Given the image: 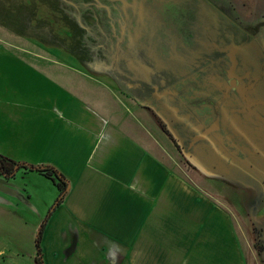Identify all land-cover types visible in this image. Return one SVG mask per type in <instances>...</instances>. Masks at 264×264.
Returning <instances> with one entry per match:
<instances>
[{
  "label": "crops",
  "instance_id": "crops-1",
  "mask_svg": "<svg viewBox=\"0 0 264 264\" xmlns=\"http://www.w3.org/2000/svg\"><path fill=\"white\" fill-rule=\"evenodd\" d=\"M235 3L242 9L252 2ZM13 61L23 75H8V89H0V154L54 167L69 186L52 211L59 191L50 180L53 191L41 207L46 214L36 216L40 224L52 211L40 244L45 264H248L240 238H254L252 224H264L262 216H250L226 196L230 209L222 207L185 173L170 169L159 153L168 154L157 128L130 113L109 82L79 70L72 60L37 61L80 76L87 85L78 90ZM26 176L17 184L25 205L0 202L1 215L11 217L14 229L18 221L30 227L25 210L33 213L41 205L32 201ZM249 190L247 202L260 194ZM18 240L0 238V264H23L18 258L25 256L24 264L35 262L36 254L18 247Z\"/></svg>",
  "mask_w": 264,
  "mask_h": 264
},
{
  "label": "rangeland",
  "instance_id": "rangeland-1",
  "mask_svg": "<svg viewBox=\"0 0 264 264\" xmlns=\"http://www.w3.org/2000/svg\"><path fill=\"white\" fill-rule=\"evenodd\" d=\"M144 1H146L144 10L149 11L151 3L156 0ZM159 1L161 2L152 5L155 8L157 6V9L162 13V23L169 24L168 26L165 25L164 29L169 26H175V32L172 36L151 34V29L145 28V26L149 25L147 23H150L149 19H151V16H146L144 26L140 25V20L136 17L140 11L138 5L140 2L137 5L133 2L129 3V19L125 20L119 18V11L125 7L120 0H0V89H2V86L8 89L9 85L7 87L6 83L8 75L15 73L17 78L23 75V73H20L22 67L16 66L13 61L19 60L24 65L30 64V67L32 65V70L36 69L38 71L40 69L44 74L76 86L78 90H81V87L84 84L87 85V83L80 76L76 77L72 72L64 71L56 66L53 67V65L49 66L45 62L37 63L40 59L50 61L72 60V63L79 70L109 82L111 90L125 103L130 113L138 115L144 123L157 128L155 132H157L159 139L163 140L167 145L164 146H166L168 154L161 149L159 153L170 169L176 173H185L186 178L192 180L199 187L205 188L222 207L230 209V203L223 196H226L232 203L239 206V200L244 203L245 201L247 202L246 198H244L245 196L250 198L243 193L250 192V188H257L264 192V184H262L264 181V157L262 161L261 155L255 156V160L253 159L252 161L249 158V162L246 164L247 168L234 165L227 158L229 162L226 160L215 161L210 156H215V153L220 149L218 144L211 143L207 144L209 148H205L207 153L205 155L208 157H204V153H198L200 148L198 146L194 151H191L190 155L193 156L192 158L186 152L185 143H189L190 140L197 136L190 128L199 121L195 118L186 123V125L182 124V126L177 127L175 126L176 120L171 112H166V118L161 116L162 120L167 124L166 128L169 133H173L172 136L177 138L179 145L177 143L174 144L170 137L163 133L161 124L158 123L157 125V120L155 121L152 117L149 101L135 93L136 78H142V87L148 91L153 87H157L160 92L166 89L182 92V88L185 87L186 89V81L193 82L203 68V66L196 65L197 61H195L202 55V52L186 50V35L183 33L185 28H182L183 25L186 27L183 24V17H186L187 12L186 0H171V2L166 0L165 2L167 4L170 3L169 5L162 2V0ZM210 1L214 2L217 0ZM228 1L226 0L228 5H225L227 6L225 11L229 7L232 9L235 7L238 16L246 24L254 21L255 18L257 19L260 13H264V0H250L252 2L250 4L251 7L249 8L247 4L248 7L246 6V8L243 7L242 9L239 5L240 2L235 3V0H230V3ZM104 11H111L117 16L114 20L110 18V22L116 25L115 29L107 25L106 22L108 20L106 21L107 18L104 17ZM173 16L179 17L175 18ZM168 18L172 19V22L169 23L167 21ZM125 22L128 23V31L131 30V33L120 35V27ZM139 25L141 28H137L138 31L135 33V28ZM205 37L207 38L208 36ZM206 52L207 56H213V52ZM167 73L168 77L166 76ZM25 74L31 75L32 73L26 72ZM124 75L126 76V82L122 79ZM214 81V79H205L196 85L192 84L195 89L193 90L198 92L196 94L200 97L206 96L207 93L215 90L217 85H215ZM162 120L159 119L160 122H163ZM202 144H206L205 141ZM16 148L22 149L20 146ZM22 150H20V156L22 155ZM6 156L13 157L11 154ZM251 169L255 177L252 176ZM222 173L225 176H221ZM17 174H20V180L18 181H14V179L6 180L0 177L1 202L7 203L12 200L20 203V205H25L23 200L12 196L10 192L17 191L18 194L23 195V187L21 186L24 178L21 176L27 174V178H25L28 184H26L29 187L32 186V190H29L33 195L32 201L37 204L41 200V205L38 203V206L35 207L37 211L33 213L25 210L26 214L27 212L29 214L30 227L23 226V222L18 221L14 223V229L12 228L11 217L0 213V238L1 240L18 238V243L20 244L17 246L24 247L29 250V253H32V255L34 253L35 255L37 251L36 238L40 227L44 223L42 221L40 224H36V216L46 214L41 207L44 201L48 199L46 197H49L53 191L52 184L49 179L36 172H27L22 169L18 170ZM256 174L262 178H258ZM216 190H218V193L223 191V194L227 195H221L220 193L219 195ZM242 198L245 201H241ZM241 214L244 216L243 212ZM53 226L55 234L58 235L59 231L56 225L53 224ZM27 229H29V235L26 231ZM21 230H25V233L20 238V234L17 233ZM240 239L248 264H263L264 252L257 255V248L253 243V238ZM258 242L264 245V230L260 232ZM18 259L20 261L25 260L23 264L24 262L27 263L26 256L24 259L22 257ZM11 261H7L4 264H12ZM28 264L36 263L32 261Z\"/></svg>",
  "mask_w": 264,
  "mask_h": 264
},
{
  "label": "flooded vegetation",
  "instance_id": "flooded-vegetation-1",
  "mask_svg": "<svg viewBox=\"0 0 264 264\" xmlns=\"http://www.w3.org/2000/svg\"><path fill=\"white\" fill-rule=\"evenodd\" d=\"M120 2L124 3L125 7L119 11V18L129 19V3L133 2L137 5L140 2L138 4L140 11L136 16L140 20V25L144 26V19L151 16L150 23H147L149 25L145 26L151 29V34L172 36L175 32V26L163 28L169 24L162 23V13L157 6L155 8L152 5L161 1L156 0L151 3V12L150 9L144 10L146 4L144 0H120ZM225 5H228L225 0L214 2L186 0L187 12L186 17H183V24L186 27L182 26L183 29L185 28L183 33L186 35V50L202 52L195 61H197L196 65L203 66L193 82L186 81V89L182 88V92L174 89L160 92L159 88L153 87L148 91L142 87V78H136L135 93L149 101L152 117L158 121H156L157 125L161 124L163 133L168 135L174 144L179 145L177 138L172 136V132L169 133L167 124L162 120V117L166 118V112L173 114L177 127L186 125L195 118L199 121L190 128L197 136L190 140L191 143H185L187 154L190 155L191 151L199 146L198 153H204V157H208L205 155L207 154L205 148H209L207 144L216 143L220 150L215 156L211 155V159L226 160L247 168L249 158L252 161L255 156L261 155V159L264 157V14L246 24L240 19L234 7L233 9L229 7L225 11L227 7ZM103 14L107 18L106 21L108 20L107 25L115 29L116 25L110 22V18L114 20L117 16L111 11H104ZM167 21L170 23L172 19L168 18ZM140 25L135 28V33ZM128 27V23L125 22L120 27V35L131 33ZM206 51L213 52V56H207ZM166 76L168 77V73ZM122 77L123 80L126 79L125 75ZM205 79H214L217 86L206 96L200 97L196 94L198 92L194 91L192 84L196 85ZM204 141L206 144H202ZM255 194V198L248 202L243 198L241 201L244 200V203L239 200L240 206L247 209L250 216L252 214L262 216L264 220V192L260 190L261 195L256 192ZM252 225L253 243L257 248V255H260L264 252V245L258 242V238L260 232L264 230V224L253 222Z\"/></svg>",
  "mask_w": 264,
  "mask_h": 264
},
{
  "label": "trees",
  "instance_id": "trees-1",
  "mask_svg": "<svg viewBox=\"0 0 264 264\" xmlns=\"http://www.w3.org/2000/svg\"><path fill=\"white\" fill-rule=\"evenodd\" d=\"M22 169L27 172H36L41 176H44L45 178L51 180L59 191V197L64 195V197L60 200L57 207L63 202L68 192V187H69L68 181L54 167L46 166V165H32L28 163H20L6 156L0 155V177L6 180L15 179L17 171ZM51 214L52 211H50L47 217L45 218L44 223L40 227L38 237L36 238V248H37L36 258H35L36 264H45L40 244H41L42 234L46 228V224Z\"/></svg>",
  "mask_w": 264,
  "mask_h": 264
},
{
  "label": "water",
  "instance_id": "water-1",
  "mask_svg": "<svg viewBox=\"0 0 264 264\" xmlns=\"http://www.w3.org/2000/svg\"><path fill=\"white\" fill-rule=\"evenodd\" d=\"M4 180V179H3ZM13 193H15V194H13ZM10 194L12 195V196H14V197H18V198H20L21 200H23L24 199V196L22 195V194H18V192L17 191H12V192H10ZM64 197V195H62V196H60L59 197V199L56 201V203L54 204V207L52 208V211H54L55 210V208L57 207V205L59 204V202H60V200L62 199ZM1 202V201H0ZM39 234V233H38Z\"/></svg>",
  "mask_w": 264,
  "mask_h": 264
}]
</instances>
